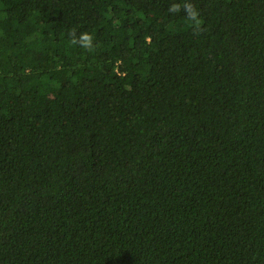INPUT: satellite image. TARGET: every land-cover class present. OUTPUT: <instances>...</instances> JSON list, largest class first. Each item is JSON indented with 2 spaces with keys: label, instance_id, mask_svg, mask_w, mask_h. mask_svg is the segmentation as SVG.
Listing matches in <instances>:
<instances>
[{
  "label": "trees",
  "instance_id": "trees-1",
  "mask_svg": "<svg viewBox=\"0 0 264 264\" xmlns=\"http://www.w3.org/2000/svg\"><path fill=\"white\" fill-rule=\"evenodd\" d=\"M172 2L0 0V264H264V0Z\"/></svg>",
  "mask_w": 264,
  "mask_h": 264
},
{
  "label": "clouds",
  "instance_id": "clouds-1",
  "mask_svg": "<svg viewBox=\"0 0 264 264\" xmlns=\"http://www.w3.org/2000/svg\"><path fill=\"white\" fill-rule=\"evenodd\" d=\"M169 13L179 14L183 12L186 19L190 22V27L195 35H200L204 29L203 18L200 11L192 3V0H173L168 8ZM70 46H79L81 49L91 53L95 51L96 44L94 37L89 32L78 33L75 28L71 29L68 33Z\"/></svg>",
  "mask_w": 264,
  "mask_h": 264
}]
</instances>
